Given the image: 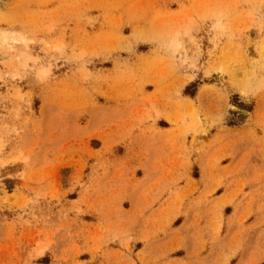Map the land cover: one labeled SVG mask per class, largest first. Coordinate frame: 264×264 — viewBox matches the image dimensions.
<instances>
[{
    "label": "rangeland",
    "instance_id": "1",
    "mask_svg": "<svg viewBox=\"0 0 264 264\" xmlns=\"http://www.w3.org/2000/svg\"><path fill=\"white\" fill-rule=\"evenodd\" d=\"M0 264H264V0H0Z\"/></svg>",
    "mask_w": 264,
    "mask_h": 264
},
{
    "label": "bare ground",
    "instance_id": "2",
    "mask_svg": "<svg viewBox=\"0 0 264 264\" xmlns=\"http://www.w3.org/2000/svg\"><path fill=\"white\" fill-rule=\"evenodd\" d=\"M13 40H15V39H13Z\"/></svg>",
    "mask_w": 264,
    "mask_h": 264
}]
</instances>
